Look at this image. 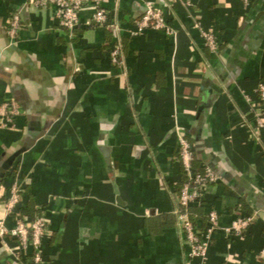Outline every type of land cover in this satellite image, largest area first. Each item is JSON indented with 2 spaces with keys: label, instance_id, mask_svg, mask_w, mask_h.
Returning a JSON list of instances; mask_svg holds the SVG:
<instances>
[{
  "label": "crops",
  "instance_id": "crops-1",
  "mask_svg": "<svg viewBox=\"0 0 264 264\" xmlns=\"http://www.w3.org/2000/svg\"><path fill=\"white\" fill-rule=\"evenodd\" d=\"M144 1L107 0L109 28L86 25L84 8L70 35L52 6L0 0V103L11 98L20 110L0 129V218L19 179L21 212L47 225L45 264H197L175 216L184 134L193 168L219 177L203 198L219 216L204 264H263L264 133L255 114L264 0H151L173 32L135 34ZM202 30L215 34L216 52ZM114 44L120 64L109 57ZM249 214L245 234L226 233ZM15 248L6 237L0 264L28 263Z\"/></svg>",
  "mask_w": 264,
  "mask_h": 264
},
{
  "label": "built area",
  "instance_id": "built-area-1",
  "mask_svg": "<svg viewBox=\"0 0 264 264\" xmlns=\"http://www.w3.org/2000/svg\"><path fill=\"white\" fill-rule=\"evenodd\" d=\"M36 6H52L59 25L72 35L74 29L79 25V14L84 8H90L89 18L86 25L95 28H103L109 18V11L104 7L107 0H29ZM246 3L249 0H244ZM20 14H12L8 19L6 32L11 42L16 39L20 29ZM112 27H115L112 25ZM117 28V27H116ZM147 29L163 30L172 34L173 29L168 24L165 14L156 7L151 0L144 1V10L136 22L135 34H142ZM205 46L216 52L219 47L215 34L209 31H201ZM113 64L122 62V51L118 44H114L109 52ZM258 109L255 114L256 129L264 133V82L257 85ZM20 110L15 100L9 98L0 103V129L6 128L13 123ZM179 158L184 176L187 177L178 195L177 216L178 225L184 239L189 245V256L204 264L207 250L213 241L215 230L218 228V213L211 209L205 215L206 226L201 228L190 218L189 206L199 203L204 198L211 183L219 179L217 174L208 166L203 172H196L193 168L194 152L192 144L184 134L178 135ZM24 188L19 179H15L8 188V196L4 199L5 216L0 218V244L6 237L14 239L16 248L12 251L17 261L23 257L28 258L27 264H45L42 256L41 246L43 239L47 236V225L44 219L38 215L34 218L24 216L20 210L23 203ZM7 218L11 219L12 225L7 224ZM254 220V215H242L236 217L225 228L227 234L239 236L245 234ZM259 256L264 264V247ZM21 263V262H20ZM22 264V263H21ZM24 264V263H23ZM26 264V263H25Z\"/></svg>",
  "mask_w": 264,
  "mask_h": 264
},
{
  "label": "trees",
  "instance_id": "trees-1",
  "mask_svg": "<svg viewBox=\"0 0 264 264\" xmlns=\"http://www.w3.org/2000/svg\"><path fill=\"white\" fill-rule=\"evenodd\" d=\"M106 26L109 28L110 26H112V24H111V21H110V19L108 18V21H107V23H106V25L104 26V28H106ZM110 29H112V28H110ZM110 34H112V35H114V31L112 30V31H110ZM194 151V150H193ZM194 160H195V158H194ZM195 170V169H194ZM196 172H203V169H197V170H195ZM185 181H187V177L186 176H184V178L182 179V181H180L177 185H176V187H175V189L177 190V192H180V189H181V186H182V184L185 182ZM212 185H214V183H211L210 184V186H212ZM210 186H209V188H210ZM208 188V189H209ZM205 201L202 199L201 201H199V203H197V204H194V205H191V206H189V215H190V218L194 221V217L195 216H197V217H199V218H201L202 219V221L203 222H205L204 220H205V215H206V213L209 211V210H206L205 211V205L203 204ZM24 216H27V215H25V213H22ZM38 216V215H37ZM175 216H176V214H175ZM28 217V216H27ZM176 219H177V216H176Z\"/></svg>",
  "mask_w": 264,
  "mask_h": 264
}]
</instances>
